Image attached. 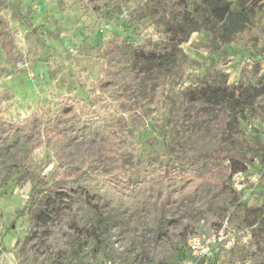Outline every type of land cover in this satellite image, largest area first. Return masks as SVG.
Returning a JSON list of instances; mask_svg holds the SVG:
<instances>
[{"label":"rangeland","instance_id":"rangeland-1","mask_svg":"<svg viewBox=\"0 0 264 264\" xmlns=\"http://www.w3.org/2000/svg\"><path fill=\"white\" fill-rule=\"evenodd\" d=\"M173 1L0 0V264H176L189 236L220 229L230 245L214 264H264V92L247 120L226 105L200 117L183 106L212 67L227 83L259 82L264 7L227 43L201 30L172 44L155 11ZM159 42L175 62L127 81L120 55ZM103 117L108 140L89 135ZM231 156L246 169L231 175ZM186 172L205 180L159 176ZM80 175L133 193L135 208L113 209ZM48 186L57 208L37 222L29 198Z\"/></svg>","mask_w":264,"mask_h":264},{"label":"trees","instance_id":"trees-1","mask_svg":"<svg viewBox=\"0 0 264 264\" xmlns=\"http://www.w3.org/2000/svg\"><path fill=\"white\" fill-rule=\"evenodd\" d=\"M263 7L264 0H174L172 8L167 14L155 12L168 43L180 44L185 42L191 33L201 30L210 33L211 37L217 39L219 43H227L249 24L255 10ZM168 43H158L157 48H164L161 51L156 48L149 49L138 45H129V52L119 53L122 54L119 63L121 69L126 73V80L128 81L130 78L137 80L155 69H163L173 64L176 56L171 49L172 45L170 47ZM112 49L116 51L117 48L114 46ZM110 68L111 66H107L106 74ZM227 77V72L212 67L210 71L199 78L196 85L185 90L183 105L185 112L190 116L200 117L202 114L207 116L213 113L214 108L212 107L226 105L234 121L237 118L247 120L251 115L257 116L254 103L256 98L264 92V72L256 85L245 83L242 80L236 83H227ZM108 80L109 78L102 76L99 84ZM117 95L120 96V93L117 92ZM82 123H85V120ZM13 124L17 125V128L21 127L19 123ZM87 124L90 127L89 135L93 138L99 137L108 140L112 136V132L106 127L107 117L89 120ZM21 130H23L22 127ZM203 155L210 158L218 157L214 152H204ZM228 161L231 175L246 169V165L239 158L231 156ZM159 176L170 185H183L190 181L199 184L205 180V178L196 177L190 172L179 174L178 177L172 179H168L163 173H160ZM74 182L78 187L87 189L88 192H98L104 199H110V206L113 209L135 208L133 193L122 194L116 188L117 185L110 181H97L91 177L80 175ZM149 182L151 180H144L141 183ZM55 193L58 191L54 186L32 191L29 198L32 204L27 207L33 211L37 222H44L45 218L50 216L49 212L57 208L56 200H51V195ZM79 247V240L74 239L71 243V250L77 253Z\"/></svg>","mask_w":264,"mask_h":264},{"label":"built area","instance_id":"built-area-1","mask_svg":"<svg viewBox=\"0 0 264 264\" xmlns=\"http://www.w3.org/2000/svg\"><path fill=\"white\" fill-rule=\"evenodd\" d=\"M225 237L222 229L208 235L189 236L186 251L176 264H214L218 246L228 248L230 245V240H226Z\"/></svg>","mask_w":264,"mask_h":264}]
</instances>
